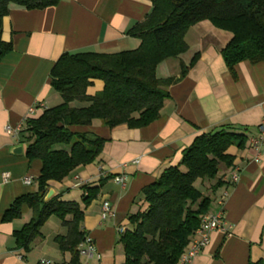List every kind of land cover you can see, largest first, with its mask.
<instances>
[{
    "label": "crops",
    "instance_id": "0c3cea01",
    "mask_svg": "<svg viewBox=\"0 0 264 264\" xmlns=\"http://www.w3.org/2000/svg\"><path fill=\"white\" fill-rule=\"evenodd\" d=\"M152 10V0H62L58 6L43 10L13 7L5 19L3 38L13 45V51L0 62V264L70 263L71 254L61 252L56 239L55 254L46 252L44 243L29 251L18 249L14 234L33 218L27 205L20 218L4 221L16 199L38 191L36 179L43 164L27 158L23 131L28 119L38 118L63 102L51 85V71L64 53L135 50L141 41L128 31L144 22ZM232 39V32L210 21L190 28L185 38L189 50L161 63L157 77L179 78L183 66H190L195 57L197 63L186 78L170 86L171 98L160 119L151 125L141 129L104 125L72 128L105 139L103 153L75 177L63 183L50 182L49 190H55L62 201L80 203L84 186L102 185L99 197L85 210L82 226L102 254L101 264H126L119 243L121 231L129 226V216L142 207V190L167 168L178 166L198 136L230 124L250 129L252 139L261 137L264 62L246 60L231 69L222 52ZM103 89V81L95 80L87 93L95 96ZM87 105L74 103L78 108ZM32 107L37 108L34 115L29 112ZM19 145L24 146V154H13ZM228 153L235 157L234 171L240 179L228 197L225 186L218 190L221 194L210 213L224 211L232 229L229 235L214 232L209 245L191 264L264 260V147L260 154L253 147H232ZM5 173L11 176L6 184L2 183ZM122 176L125 187L116 181ZM26 177L32 178L31 185L24 183ZM105 201L113 206L114 215L103 219ZM42 231L34 241L45 239ZM57 231L55 238L66 236L68 228L62 223Z\"/></svg>",
    "mask_w": 264,
    "mask_h": 264
},
{
    "label": "trees",
    "instance_id": "16d2710c",
    "mask_svg": "<svg viewBox=\"0 0 264 264\" xmlns=\"http://www.w3.org/2000/svg\"><path fill=\"white\" fill-rule=\"evenodd\" d=\"M61 1L0 0V62L13 51V45L3 38L4 21L11 9L43 10ZM152 2L151 14L128 31L141 41L139 48L116 53H64L53 67L51 85L63 102L38 118L28 119L23 131L27 158L43 164L36 179L38 191L16 199L4 216L5 222H12L21 217L23 206L33 211L32 220L14 234L18 249L29 251L45 222L55 216L68 228L66 236L56 238L60 251L71 254L69 264H84L79 252L87 235L82 227L84 214L99 197L102 185L84 186L80 203L62 201L60 196L45 202L50 182L63 183L75 177L103 153L105 139L72 128L104 125L141 129L159 120L171 98L170 86L187 77L198 57L190 66H183L179 78L159 79L157 68L189 50L185 38L190 28L210 21L232 32L233 39L222 52L231 69L246 60L264 62V0ZM95 80L103 81L104 89L89 96L87 90ZM75 102L88 105L78 108ZM251 140L250 129L230 124L205 132L184 151L178 166L167 168L155 183L144 188L142 207L129 216L130 224L121 232L119 243L126 264H179L214 202L197 188V181L213 192L225 186L228 197L235 186L230 178L235 157L228 151L249 148ZM249 264H264V260Z\"/></svg>",
    "mask_w": 264,
    "mask_h": 264
},
{
    "label": "built area",
    "instance_id": "2783aa9c",
    "mask_svg": "<svg viewBox=\"0 0 264 264\" xmlns=\"http://www.w3.org/2000/svg\"><path fill=\"white\" fill-rule=\"evenodd\" d=\"M37 111L36 107H32L30 109V114L34 115ZM11 131L10 128H8ZM262 135L260 138H255L251 140V147H253L259 154L261 153L264 147V128L261 129ZM2 183L6 184L11 180V176L9 173L3 174ZM232 182L237 184L240 179V175L237 171H234L230 176ZM117 183L121 184L123 187L126 186L125 177L116 178ZM24 183L26 185H31L33 180L31 177H26L24 179ZM227 197V194L225 195ZM103 219L107 217H111L114 215L113 206L109 201H105L102 205ZM231 225L229 224L224 211H220L218 213L212 214L208 213L202 219V223L200 228L196 233V239L190 245L188 252L182 257V260L179 264H191L193 260L198 257L203 250L209 245L211 240V235L216 231H222L227 235L231 232ZM124 229L121 231L123 232ZM80 255L84 258V264H91L96 262L97 264H101L102 262V254L98 251L96 243L94 239L90 235H86L85 240L79 246ZM40 264H55L51 261L43 260Z\"/></svg>",
    "mask_w": 264,
    "mask_h": 264
},
{
    "label": "rangeland",
    "instance_id": "374dc122",
    "mask_svg": "<svg viewBox=\"0 0 264 264\" xmlns=\"http://www.w3.org/2000/svg\"><path fill=\"white\" fill-rule=\"evenodd\" d=\"M196 186L205 194L212 196L213 200H215L216 197L221 194V191H218V190L216 192H213L211 189H209L210 188L209 186L203 185L200 180L197 181ZM214 206H215V202H213V204L211 206V210H213ZM62 223L63 222L55 216H52L50 219H48L41 229V230H43L42 232L45 235V239H38V240L34 241L31 244V247L33 249L40 248L41 245L44 243L45 251L50 253V254H55L56 249H58V247L56 246V242H55L56 238L55 237L58 234V231H57L58 225L60 224V226H61Z\"/></svg>",
    "mask_w": 264,
    "mask_h": 264
},
{
    "label": "water",
    "instance_id": "95a60500",
    "mask_svg": "<svg viewBox=\"0 0 264 264\" xmlns=\"http://www.w3.org/2000/svg\"><path fill=\"white\" fill-rule=\"evenodd\" d=\"M12 152L15 155H23L25 152L24 146L19 145V146L15 147ZM53 197H55V190L50 189L46 198H45V202L46 203L49 202Z\"/></svg>",
    "mask_w": 264,
    "mask_h": 264
}]
</instances>
